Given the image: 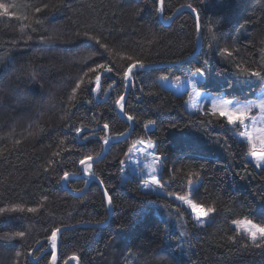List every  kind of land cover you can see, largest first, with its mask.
I'll list each match as a JSON object with an SVG mask.
<instances>
[{"label": "trees", "instance_id": "1", "mask_svg": "<svg viewBox=\"0 0 264 264\" xmlns=\"http://www.w3.org/2000/svg\"><path fill=\"white\" fill-rule=\"evenodd\" d=\"M0 4L8 11L0 14V209H24L0 213V236L25 232L23 239H0V264H50L48 237L55 228H70L60 234L56 264L73 255L80 264H264V247L232 225L245 218L264 224V168L249 160L236 130L211 115L209 104L191 112L188 93L160 82L163 75L193 78L195 68L204 67L199 91L255 100L264 89V0H164L163 12L156 0ZM189 4L199 23L190 10L174 17ZM137 60L152 68L133 71L135 87L124 102L136 117L131 124L115 99L126 92L124 69ZM100 63L113 72L89 71ZM149 121L155 124L146 129ZM79 127L87 141L74 139ZM131 127L93 165L96 179L83 177L79 160L103 154L101 137ZM139 139L152 140L162 157L167 192L184 195L196 175L193 199L217 208L205 226L173 201L145 192L137 178L124 177L120 162ZM234 235L236 243L228 239Z\"/></svg>", "mask_w": 264, "mask_h": 264}, {"label": "snow or ice", "instance_id": "2", "mask_svg": "<svg viewBox=\"0 0 264 264\" xmlns=\"http://www.w3.org/2000/svg\"><path fill=\"white\" fill-rule=\"evenodd\" d=\"M156 3L158 5V11L163 12L164 0H156ZM187 7H189L192 10V12L197 11L190 4L187 5ZM36 11L39 12L40 9L37 8ZM0 14H3V15L8 14L7 8L4 4H0ZM168 19H172V17H168ZM84 35L87 36L89 39L93 38L92 36H90L89 33H85ZM52 38H55V37H50V39H52ZM96 43L99 44L100 40L97 39ZM101 46L106 48V49L108 48V46L106 44H102ZM230 54L231 53H229V55ZM206 63H207V61H205V64ZM144 67H145L144 63L142 61H139V60L134 61V62H132L126 66V68L123 71V80L125 81V83H124L125 90H127L129 87H135V83L133 80V70L138 69V68L143 69ZM100 69H103L105 72H108V73L113 72V68L108 66L107 64H104V63H100V64L96 65L95 67L89 68V71L90 72H98ZM206 72H207L206 68L196 67L195 72H194V76L205 77ZM251 74L252 75H259V73H257V72H252ZM85 75H87V73H85ZM160 79L162 81H168L169 76L163 75L160 77ZM175 79H176V81H179L180 77L176 76ZM95 81H96V86H95V88L92 89L93 92H96L100 89L101 76L99 74L96 75ZM81 83H83L82 80L76 84L75 88L72 91V97L71 98L73 100L76 98V89H78L80 87ZM112 83L115 84V81H113ZM189 83L191 84L192 89L195 90L196 86H197V81L195 79H192L189 81ZM125 95H126V92L124 94L118 95L115 99V105L119 108V110L122 113L125 114L127 121L134 122L136 120V117H134L131 114H127L125 112V107H124ZM229 104H232V102L213 99L211 101V105H212L211 115H213V116L219 115L224 120H226L227 125L232 126L234 129H237L238 130L237 134L239 135V137L242 139H245L247 141V144L250 147V156L256 161V166L259 168H264V134L253 135L252 133L245 130L248 128V122L249 121H251L253 126H255V124L257 123V118L253 117L251 115L252 109L254 107L260 109V112H261L260 120L262 122H264V98L260 99V101L258 103H256V102H248V103L237 102L232 107H228ZM154 124H155V121H149L148 124L145 125V128L147 129L149 125H154ZM173 126H175V125H173ZM103 130L105 132H107L109 130V124L108 123H104ZM74 131H75L74 139L75 138H82L85 141H87L89 139V136L86 134V131L84 128H82V127L75 128ZM82 132L85 133L83 136H81ZM128 135H130V133H123L122 132V133H118L115 138H117V139L120 137L127 138ZM101 139H103V142L105 145H107L109 143L108 139H104L103 137H101ZM136 144L144 145L147 148H155V144L150 139L147 141L142 140V139L137 140L133 144V148H135ZM258 144H259V147L261 149V152H259V153L257 152ZM56 155H59V153H56ZM148 155L154 156V162H157L161 159L158 155H155L154 153H149ZM93 163H94V157L92 155H86L79 160V165L83 169V174L85 176H93V177L95 176V174L92 172ZM120 163L124 164V161L122 160ZM149 167H150L152 172L157 171V169L155 167H151V165H149ZM45 171H48V169L45 168ZM61 179L65 182H67L69 179V173L67 171H65L63 173V176L61 177ZM85 183H87V182H85ZM151 183L157 185L158 187H161V188L163 187V185L160 183V180L156 179L155 177H152ZM100 184L103 185L102 180L100 181ZM188 184H189V189H188L189 195L188 196L177 195L175 197V200L181 201L184 205H186L187 209L190 210V214L195 218V224L199 225L200 227H203L205 225V223H207L208 218L217 212V208L214 206L206 207L202 204H198V203L193 202V200L190 198V196L197 189L191 180L188 181ZM146 185H147V182H146ZM104 197L107 200V204L109 206H111L112 205V198L109 195L107 189L104 190ZM8 211L16 212V211H24V209L19 208V207H14L10 210L9 209H0V213H6ZM38 211H39V208H34V207L27 208V212H29V213H34V212H38ZM232 223L236 226L235 232L237 235H239L241 232H243L247 236V238L251 241V244L253 246H255L257 248L264 247V224L256 223L250 218H245L243 220L236 219V220H233ZM60 231H61L60 228H55L51 231V234L48 237V240L51 242V248H52L50 264H55L56 259H57V236H58V233H60ZM24 236H25V232L19 231V232L12 234V235L5 233L3 236H0V239H15V238L23 239ZM228 239L232 243L237 242L235 235L229 236ZM245 246H247V245H245ZM16 255L19 256L20 253L17 252ZM29 255H31V254L29 253ZM71 259L74 261H77V264H78L79 258L77 256L73 255L71 257Z\"/></svg>", "mask_w": 264, "mask_h": 264}, {"label": "rangeland", "instance_id": "3", "mask_svg": "<svg viewBox=\"0 0 264 264\" xmlns=\"http://www.w3.org/2000/svg\"><path fill=\"white\" fill-rule=\"evenodd\" d=\"M41 43H43L45 45L54 44V42H50V43L49 42H41ZM192 79H195L198 82L200 77L195 76V77L190 78V79L180 77L179 81H176L175 77L169 76L168 81H162L160 79V82L164 86L175 91L176 93H179V94L188 93L187 100H186V106H187V109L191 112L201 111L206 104H209L210 108L212 110L211 101L213 99L228 101V100H225L221 95L213 94L210 92L199 91L197 89V86H196V89L193 90L191 87V84L189 83V81ZM46 94H49V93H46ZM262 98H264V89L258 93L257 98L255 100L247 101V102H239V103H248V102L258 103L260 101V99H262ZM231 102H232V104H229L228 107H232L235 103H237V101H231ZM251 115L253 117L257 118V123L255 124V126H253L251 121H249L248 122V128L245 130L252 133L253 135L264 134V122H262L260 120V117H261L260 109L254 107L252 109ZM235 130H236V132L238 131L237 129H235ZM237 136H238L239 140H241L243 143H245V145L248 149V152H249V154H248L249 160L256 165V161L250 156V147L247 144V141L245 139L240 138L238 134H237ZM145 141H147V140H145ZM257 152L258 153L261 152L259 144L257 146ZM149 153H154L155 155H157L155 153L154 148H147L141 144H136L135 148H133V145H132V147H131V149H130V151H129V153H128L125 161H124V164H123V175H124V177L125 178L126 177L137 178L141 182L142 189L145 192L163 196V197L173 201L181 209H185V210L189 211V213H190V210L187 209L186 205H184L181 201L175 200V197L177 196L176 194L166 191V188L168 186L167 185L168 182H165L163 177H162V157L159 156L161 159L157 162H154V156L148 155ZM149 165H151V167H155L157 169V171L152 172ZM86 177L88 179H94L93 177H89V176H86ZM152 177H155L156 179L160 180V183L163 185V187L161 188L155 184H152L151 183ZM191 179H192L191 181L193 182V184L196 186V189H197L199 182L196 179V175H193ZM146 182H147V185H146ZM188 189H189V186H188ZM195 193H196V191H194L192 193V195L190 196V198L193 200V202H195V200L193 199V196ZM188 195H189V192L187 190V192L181 196H188ZM211 216H213V215H211ZM211 216L208 218L207 223L212 218ZM194 221H195V218H194ZM207 223H205V225ZM173 225L175 226V229L176 228L177 229L182 228V226L177 222H174ZM232 225L234 228L236 227L234 224H232ZM197 226H199V225H197ZM241 233H243V232H241ZM57 247L59 248L58 237H57ZM50 249H52L51 248V242H50ZM57 260H58V255H57L56 262H57ZM56 262H55V264H56ZM69 264H77V263L75 261H72Z\"/></svg>", "mask_w": 264, "mask_h": 264}, {"label": "water", "instance_id": "4", "mask_svg": "<svg viewBox=\"0 0 264 264\" xmlns=\"http://www.w3.org/2000/svg\"><path fill=\"white\" fill-rule=\"evenodd\" d=\"M182 10H190V11L192 12V10H191L189 7L184 6V7H182V8H180V9L177 10V12L175 13L174 17H176V16L178 15V13L181 12ZM193 13H194V15L197 17V21H198V23H199V19H198V16H197L196 12H193ZM199 36H200V31H199ZM199 39H200V38H199ZM200 48H201V40H199L198 51H197L193 56H195L196 54H198ZM193 56H192V57H193ZM150 68H152V66L145 65V67H144L143 69H150ZM138 69H139V68H138ZM134 70H135V69H134ZM134 70H133V71H134ZM130 89H131V87H129V88L126 90V95H125V97L129 94ZM96 92H97V91H96ZM96 92H95V94H96ZM118 110H119V108H118ZM119 112H120L121 117H123L124 119H126L125 114H123L120 110H119ZM130 123L132 124V122H130ZM131 131H132V127H131V129L129 130L128 133H131ZM124 138H125V137H120V138L117 139V138L113 137V138L109 139V143L106 145L103 154H102L100 157H98V158H94V163H93V165H94L98 160L102 159V158L106 155V153H107V151H108V148H109L110 144H111L113 141H116V140H122V139H124ZM81 170H82V172H83V169H82V168H81ZM83 177H86V176L83 174ZM90 177H93V176H90ZM93 178L96 179L95 176H94ZM104 190H105V189H104ZM109 207H110V214H112V205L109 206ZM68 229H70V228H64V229H61L60 233H58V236H57V237H58V242H59V239H60V234H61V232H62V231H66V230H68ZM57 255H58V247H57ZM36 261H37V260H36ZM36 261H34V262H36ZM72 261H74V260H72V259L70 258L65 264H69V263L72 262ZM75 262L77 263V261H75ZM78 264H80V261H79V260H78Z\"/></svg>", "mask_w": 264, "mask_h": 264}, {"label": "bare ground", "instance_id": "5", "mask_svg": "<svg viewBox=\"0 0 264 264\" xmlns=\"http://www.w3.org/2000/svg\"><path fill=\"white\" fill-rule=\"evenodd\" d=\"M90 177V176H89Z\"/></svg>", "mask_w": 264, "mask_h": 264}]
</instances>
